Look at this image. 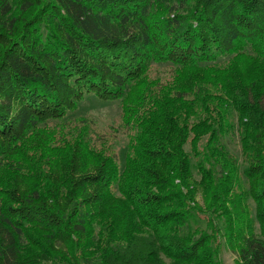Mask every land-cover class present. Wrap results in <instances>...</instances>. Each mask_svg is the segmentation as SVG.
Masks as SVG:
<instances>
[{"label": "trees", "instance_id": "16d2710c", "mask_svg": "<svg viewBox=\"0 0 264 264\" xmlns=\"http://www.w3.org/2000/svg\"><path fill=\"white\" fill-rule=\"evenodd\" d=\"M224 248L264 264V0H0V264Z\"/></svg>", "mask_w": 264, "mask_h": 264}, {"label": "rangeland", "instance_id": "374dc122", "mask_svg": "<svg viewBox=\"0 0 264 264\" xmlns=\"http://www.w3.org/2000/svg\"><path fill=\"white\" fill-rule=\"evenodd\" d=\"M120 109L121 107L118 102H101L92 94L87 97L79 112L87 114L88 119L91 118L89 120L92 122L91 126L94 128V134L108 137L113 143L115 141V150H117L116 152L119 150L124 162V146L126 145L127 138L122 127ZM233 150L241 157L237 144L233 146ZM244 182H246V179H244ZM197 200L200 204L203 203L200 195ZM251 204L254 205L253 202ZM221 261L222 264H238L237 255L227 248H224L222 251Z\"/></svg>", "mask_w": 264, "mask_h": 264}]
</instances>
